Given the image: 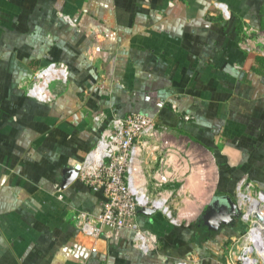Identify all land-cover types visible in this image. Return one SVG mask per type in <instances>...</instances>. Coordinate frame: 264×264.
I'll return each instance as SVG.
<instances>
[{"label":"crops","instance_id":"0c3cea01","mask_svg":"<svg viewBox=\"0 0 264 264\" xmlns=\"http://www.w3.org/2000/svg\"><path fill=\"white\" fill-rule=\"evenodd\" d=\"M263 29L264 0H0V264H221L243 226L208 229L206 207L242 178L264 193V46L246 41ZM52 61L69 80L35 101L25 86ZM133 112L167 127L164 193L185 222L140 212L159 242L147 255L127 228L74 224L103 199L78 179L84 157Z\"/></svg>","mask_w":264,"mask_h":264},{"label":"built area","instance_id":"2783aa9c","mask_svg":"<svg viewBox=\"0 0 264 264\" xmlns=\"http://www.w3.org/2000/svg\"><path fill=\"white\" fill-rule=\"evenodd\" d=\"M252 38L260 39L264 46V29L251 31L246 41ZM249 47V44L243 46L247 50ZM68 80V66L52 61L34 70L25 86V94L35 101L51 103L57 98L53 85H64ZM166 134L167 127L136 112L108 121L78 170L79 181L103 197L98 213L81 210L74 214V224L81 236L96 239L127 228L133 233V247L147 255L157 249L159 242L139 226L137 215L140 212L152 210L172 225L182 224L171 206V195L164 193L165 185L172 182L167 173L172 141ZM239 192H248L253 198L264 196L261 191L252 189L245 178L238 182L235 203L243 230L226 243L221 264H264V233L254 230L256 217L248 213L252 205L242 201ZM174 264L188 263L179 260Z\"/></svg>","mask_w":264,"mask_h":264},{"label":"water","instance_id":"95a60500","mask_svg":"<svg viewBox=\"0 0 264 264\" xmlns=\"http://www.w3.org/2000/svg\"><path fill=\"white\" fill-rule=\"evenodd\" d=\"M226 204L217 200L211 202L201 216L202 224L210 230H217L222 225H228L239 216L235 201L226 197ZM144 213L151 214L152 210L144 209Z\"/></svg>","mask_w":264,"mask_h":264},{"label":"bare ground","instance_id":"6f19581e","mask_svg":"<svg viewBox=\"0 0 264 264\" xmlns=\"http://www.w3.org/2000/svg\"><path fill=\"white\" fill-rule=\"evenodd\" d=\"M240 198L242 201H249L252 205V208L248 211V213L252 217H256V223L257 226L254 228L256 232L261 231L264 233V211L262 208H264V196L261 195L257 198H251L250 193L248 192H239ZM261 208V209H260ZM251 234V236L255 235ZM255 240H257V237H254Z\"/></svg>","mask_w":264,"mask_h":264},{"label":"rangeland","instance_id":"374dc122","mask_svg":"<svg viewBox=\"0 0 264 264\" xmlns=\"http://www.w3.org/2000/svg\"><path fill=\"white\" fill-rule=\"evenodd\" d=\"M250 196H251V194H250ZM251 198H253V197L251 196ZM235 199H237V198H236V195H235ZM183 223H185V222L183 221L182 224H183ZM182 224H181V225H182Z\"/></svg>","mask_w":264,"mask_h":264},{"label":"flooded vegetation","instance_id":"af4514ba","mask_svg":"<svg viewBox=\"0 0 264 264\" xmlns=\"http://www.w3.org/2000/svg\"><path fill=\"white\" fill-rule=\"evenodd\" d=\"M237 218V217H236Z\"/></svg>","mask_w":264,"mask_h":264}]
</instances>
